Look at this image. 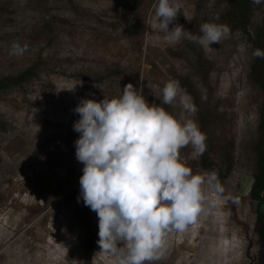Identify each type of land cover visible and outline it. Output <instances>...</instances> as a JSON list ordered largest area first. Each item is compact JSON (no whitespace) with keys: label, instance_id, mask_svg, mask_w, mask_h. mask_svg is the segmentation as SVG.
I'll return each mask as SVG.
<instances>
[{"label":"rangeland","instance_id":"rangeland-1","mask_svg":"<svg viewBox=\"0 0 264 264\" xmlns=\"http://www.w3.org/2000/svg\"><path fill=\"white\" fill-rule=\"evenodd\" d=\"M133 1L0 0V76L39 65L29 83L0 91V264H112L97 243L98 217L80 196L83 164L75 156L80 134L73 124L82 98L119 96L132 83L149 104L177 117L178 101L162 103L160 90L169 79L178 80L194 104L206 98L186 40L165 42L154 28L153 0ZM176 2L181 17L173 24L184 27L195 3ZM13 42L27 50L10 56ZM199 45L209 66L208 86L233 103L235 167L216 207L206 205L185 232H169L163 258L152 264L247 263L254 220L247 193L257 125L247 51L239 33L211 48ZM190 118L198 123L196 115ZM191 152V146L181 150L187 166L206 174ZM204 187L208 199H215Z\"/></svg>","mask_w":264,"mask_h":264},{"label":"clouds","instance_id":"clouds-1","mask_svg":"<svg viewBox=\"0 0 264 264\" xmlns=\"http://www.w3.org/2000/svg\"><path fill=\"white\" fill-rule=\"evenodd\" d=\"M179 9L176 0L153 5L154 28L165 42L189 39L211 48L230 35L228 25L215 22L218 16L201 24V36L186 32L183 25L173 24ZM26 50V44L13 42L9 55ZM252 55L264 59L260 49ZM160 92L163 104L178 101V117L157 103L149 104L132 83L125 84L119 96L82 98L74 108L79 119L73 130L80 134L74 142L75 156L83 164L80 196L98 217L97 243L113 257L112 264L159 261L168 233L185 232L205 206L215 208L224 193L215 170L194 174L181 156V150L191 146V157L198 159L207 148L206 135L190 118L198 111L192 97L176 79L166 81ZM205 184L215 199H208Z\"/></svg>","mask_w":264,"mask_h":264},{"label":"trees","instance_id":"trees-1","mask_svg":"<svg viewBox=\"0 0 264 264\" xmlns=\"http://www.w3.org/2000/svg\"><path fill=\"white\" fill-rule=\"evenodd\" d=\"M141 1L134 0L133 3ZM193 1L194 12L184 25L186 32L199 37L202 35L201 24L218 16L215 22L228 25L230 33H239L247 51V82L250 95L257 103V125L252 143V183L247 193L254 205V220L245 254L246 264H264V59L252 55L254 49L264 51V0L260 4H254L253 0ZM153 2L154 5L157 0ZM72 9L78 12L79 8L72 3ZM180 17L178 12L176 20ZM185 40L196 56V68L207 88L206 98L195 103L198 109L195 115L200 130L206 135L207 146L198 158V164L206 173L215 170L224 188L235 167L236 117L231 109L233 103L228 98L218 97L208 86L209 66L202 56L200 45ZM38 68V62H34L18 73L0 76V91L29 83L36 77ZM244 198L241 197L242 200Z\"/></svg>","mask_w":264,"mask_h":264}]
</instances>
